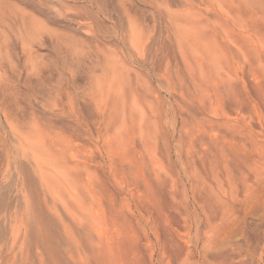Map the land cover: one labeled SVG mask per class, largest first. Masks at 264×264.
Instances as JSON below:
<instances>
[{
  "label": "rangeland",
  "instance_id": "obj_1",
  "mask_svg": "<svg viewBox=\"0 0 264 264\" xmlns=\"http://www.w3.org/2000/svg\"><path fill=\"white\" fill-rule=\"evenodd\" d=\"M0 264H264V0H0Z\"/></svg>",
  "mask_w": 264,
  "mask_h": 264
}]
</instances>
